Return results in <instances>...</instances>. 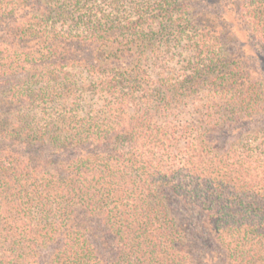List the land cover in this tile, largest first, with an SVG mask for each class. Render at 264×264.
Returning <instances> with one entry per match:
<instances>
[{"label": "trees", "instance_id": "16d2710c", "mask_svg": "<svg viewBox=\"0 0 264 264\" xmlns=\"http://www.w3.org/2000/svg\"><path fill=\"white\" fill-rule=\"evenodd\" d=\"M212 1L0 0V264H264V0Z\"/></svg>", "mask_w": 264, "mask_h": 264}, {"label": "rangeland", "instance_id": "374dc122", "mask_svg": "<svg viewBox=\"0 0 264 264\" xmlns=\"http://www.w3.org/2000/svg\"><path fill=\"white\" fill-rule=\"evenodd\" d=\"M213 2V6H214V8H216V7H220V9H217V10H219V11H222L223 12V14H224V16H226V18H227V20H228V22H229V12L227 13V10H226V8L224 9V7L221 5L220 6V4L218 3V1L216 0H213L212 1ZM234 44H235V46L233 47V48H236V51L238 52V50H237V47H238V43H236V42H234ZM263 59H264V56H261ZM262 67H264V63H263V66ZM264 70V69H263ZM235 135H233L232 137H234ZM235 137H237V136H235ZM234 140V139H233ZM231 141H228V143H230ZM200 264V260H198V259H196V258H194L193 260H192V264ZM207 264H218V263H214L213 261L212 262H209V263H207Z\"/></svg>", "mask_w": 264, "mask_h": 264}]
</instances>
